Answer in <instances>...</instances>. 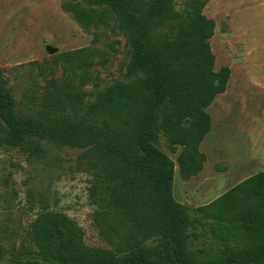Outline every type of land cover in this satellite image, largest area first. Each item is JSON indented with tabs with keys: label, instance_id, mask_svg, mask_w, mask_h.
Masks as SVG:
<instances>
[{
	"label": "trees",
	"instance_id": "obj_1",
	"mask_svg": "<svg viewBox=\"0 0 264 264\" xmlns=\"http://www.w3.org/2000/svg\"><path fill=\"white\" fill-rule=\"evenodd\" d=\"M208 1L62 2L85 29L115 19L129 35L130 70L140 75L99 91L81 88L93 57L105 56L93 47L57 54L66 80L27 96L35 102L27 112L16 110L0 69V147L28 155L41 154L42 141L81 149L93 175V221L109 246L85 245L77 224L41 211L31 229L40 264H264V171L191 208L175 200L173 160L156 145L162 135L181 147L177 163L186 178L206 160L199 149L211 128L206 108L231 72L227 65L214 70ZM199 226L212 239L207 248L195 246Z\"/></svg>",
	"mask_w": 264,
	"mask_h": 264
},
{
	"label": "rangeland",
	"instance_id": "obj_2",
	"mask_svg": "<svg viewBox=\"0 0 264 264\" xmlns=\"http://www.w3.org/2000/svg\"><path fill=\"white\" fill-rule=\"evenodd\" d=\"M64 1L83 2L0 0V69L18 111L32 110L35 102L27 96L38 97L51 80H66L56 59L61 52L84 47L105 52L104 57H93L89 78L81 84L85 91H99L140 75L130 70L129 35L117 20L85 29L63 9ZM203 12L215 21L210 38L214 70L227 65L231 72L226 90L206 108L211 128L199 146L206 156L202 169L184 177L177 163L181 147H169L162 135L156 140L174 163L175 200L191 208L264 171V0H210ZM42 146L39 155L0 147V246L4 251L0 264H40L31 229L38 213L45 210L77 224L85 245L109 247L93 221L97 208L89 196L93 175L85 169L82 150L48 141H42ZM197 230L202 235L195 246L209 247V234L203 227Z\"/></svg>",
	"mask_w": 264,
	"mask_h": 264
},
{
	"label": "water",
	"instance_id": "obj_3",
	"mask_svg": "<svg viewBox=\"0 0 264 264\" xmlns=\"http://www.w3.org/2000/svg\"><path fill=\"white\" fill-rule=\"evenodd\" d=\"M50 52H55L56 49L55 48H49Z\"/></svg>",
	"mask_w": 264,
	"mask_h": 264
},
{
	"label": "crops",
	"instance_id": "obj_4",
	"mask_svg": "<svg viewBox=\"0 0 264 264\" xmlns=\"http://www.w3.org/2000/svg\"><path fill=\"white\" fill-rule=\"evenodd\" d=\"M245 63H247V61H245Z\"/></svg>",
	"mask_w": 264,
	"mask_h": 264
}]
</instances>
